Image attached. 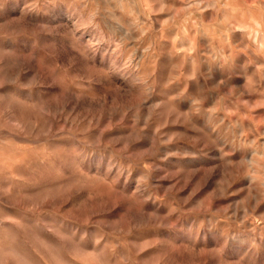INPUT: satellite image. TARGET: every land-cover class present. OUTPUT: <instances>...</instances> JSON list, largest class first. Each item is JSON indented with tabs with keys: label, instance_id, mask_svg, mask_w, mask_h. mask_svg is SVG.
Returning a JSON list of instances; mask_svg holds the SVG:
<instances>
[{
	"label": "rangeland",
	"instance_id": "obj_1",
	"mask_svg": "<svg viewBox=\"0 0 264 264\" xmlns=\"http://www.w3.org/2000/svg\"><path fill=\"white\" fill-rule=\"evenodd\" d=\"M0 264H264V0H0Z\"/></svg>",
	"mask_w": 264,
	"mask_h": 264
},
{
	"label": "bare ground",
	"instance_id": "obj_2",
	"mask_svg": "<svg viewBox=\"0 0 264 264\" xmlns=\"http://www.w3.org/2000/svg\"><path fill=\"white\" fill-rule=\"evenodd\" d=\"M191 2V1H190ZM119 19V18H118ZM118 29V28H117ZM113 31V30H112ZM126 31V30H125ZM114 32V31H113ZM116 32V31H115ZM126 33V32H125ZM130 33V32H129ZM121 35V34H120ZM179 36V35H178ZM263 49V48H262ZM137 51V50H136ZM142 53H143V51H142ZM139 54V53H138ZM133 56V55H132ZM137 56H139V55H137ZM140 58V57H139ZM131 59V58H130ZM132 59H133V57H132ZM142 60V59H141ZM136 62V61H135ZM261 153V152H260ZM259 157V156H258Z\"/></svg>",
	"mask_w": 264,
	"mask_h": 264
}]
</instances>
